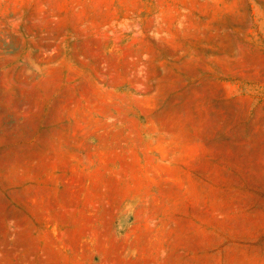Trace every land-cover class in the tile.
I'll list each match as a JSON object with an SVG mask.
<instances>
[{
  "label": "rangeland",
  "instance_id": "rangeland-1",
  "mask_svg": "<svg viewBox=\"0 0 264 264\" xmlns=\"http://www.w3.org/2000/svg\"><path fill=\"white\" fill-rule=\"evenodd\" d=\"M0 264H264V0H0Z\"/></svg>",
  "mask_w": 264,
  "mask_h": 264
}]
</instances>
